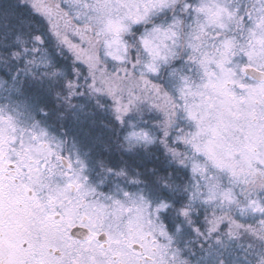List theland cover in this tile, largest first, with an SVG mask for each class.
<instances>
[{"label": "snow or ice", "instance_id": "snow-or-ice-1", "mask_svg": "<svg viewBox=\"0 0 264 264\" xmlns=\"http://www.w3.org/2000/svg\"><path fill=\"white\" fill-rule=\"evenodd\" d=\"M0 264H264V0H0Z\"/></svg>", "mask_w": 264, "mask_h": 264}]
</instances>
